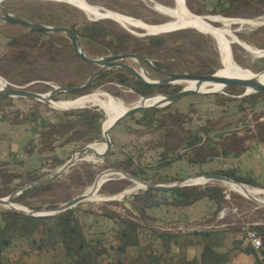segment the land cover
I'll return each mask as SVG.
<instances>
[{"label": "trees", "instance_id": "16d2710c", "mask_svg": "<svg viewBox=\"0 0 264 264\" xmlns=\"http://www.w3.org/2000/svg\"><path fill=\"white\" fill-rule=\"evenodd\" d=\"M193 1L186 0L192 10L200 12L194 7ZM30 5L24 8L27 10V17L33 22L47 17L53 18L54 12H47L44 7H41L40 2ZM219 5L221 6V1H217V6ZM222 5L216 6L211 12H219L226 16H251L264 13V0H224ZM71 27L81 37L104 43L114 53L123 51L145 53L155 60L157 67L163 70L212 73L221 67L220 57L209 38L194 28H179L140 37L119 28L111 18L86 21L81 29H77L72 23ZM7 37L8 40L0 49V53L5 54L3 56H10V59L17 63L28 61V47L53 52L58 45V40L51 32L26 31L23 34H11ZM31 79L26 77L24 80ZM103 80H116L131 88L139 96L156 92L171 94L182 88L180 83L145 84L126 70L114 68L99 74L87 88L72 94L77 96L86 94ZM80 83L82 82H59L62 87H72ZM31 88L28 89L35 92L43 91V89ZM225 92L227 94H190L183 98L215 96L217 99L223 98L226 102H231L233 101L231 95H240L243 90L228 89ZM0 99H6V97L0 96ZM263 100L264 92L242 96L236 102L237 109L234 112L241 114L247 110H253V106ZM177 101L163 107H153L138 112L123 120L121 128L135 137L133 144L127 150L110 148L103 159V168H117L150 183L167 184L183 179V176L171 174V167L177 161L185 159L190 164L200 165L206 161L207 155L211 157L219 152L222 155L237 156L245 150L243 137L237 132L220 131L217 137L211 136L209 132L213 128L207 123H189L190 126L185 130V134L181 135L179 130L183 129L186 118L193 119L176 107ZM52 112L53 118L34 114L23 118V122L31 131L24 153L27 154L26 157L35 155L38 165H27L11 154V159L16 165L0 170V184L4 188L0 196L8 195L24 183L39 179V173L44 164L42 161L48 157L44 153L51 154L57 147L79 150L91 142L102 139L101 125L106 115L101 109L84 107L65 111L52 110ZM192 112L197 113L199 118H207L206 111H201L195 105L192 107ZM199 118L197 121L200 120ZM256 127L261 135L260 140L264 142V126L257 124ZM38 136H40L39 141ZM181 148L185 150L183 153H179ZM55 160H58V165L65 161V159ZM204 173L224 175L238 183L264 187V184L259 185L251 174L250 176L239 174L238 170L227 171L218 168ZM51 186L52 184L48 183L26 189L15 196L12 202L25 205L32 210H39L41 206L31 204L30 199L40 196ZM120 190L122 188L117 187L112 190V193ZM224 195L223 187L207 183L204 186H177L164 190L149 188L139 193L128 194L124 196V199L133 210L146 213L149 208L161 205L187 206L204 197L209 200L208 208L214 216L225 201ZM55 206L50 204L48 208ZM88 206V208H82L77 205L51 216H30L10 208H0V264H21L24 256L29 258L32 255L43 260L40 264H127L125 259L129 260L128 264H209V255L216 256V264H221L225 261L227 253L232 250L229 249L226 254H222L207 247L202 250L200 258H187L180 253L179 256L173 257L169 243L179 232L176 234L168 232L170 231L168 227L164 228L166 232H163L164 230L155 228L154 225L121 217L114 210L108 209L102 212L94 210L90 204ZM156 222L161 224L163 221ZM229 227L205 229V232L234 229ZM252 228L258 232L262 241L258 254L247 243L245 247L242 245L244 235L237 249L244 248L252 253L255 257L253 264H264V225H253ZM198 232H203V229L190 233ZM24 243L27 244L28 250L20 248L18 257L15 258L17 254H13L16 253L14 248ZM34 264L38 263L34 262Z\"/></svg>", "mask_w": 264, "mask_h": 264}, {"label": "rangeland", "instance_id": "374dc122", "mask_svg": "<svg viewBox=\"0 0 264 264\" xmlns=\"http://www.w3.org/2000/svg\"><path fill=\"white\" fill-rule=\"evenodd\" d=\"M83 1L93 6L100 5L117 15L140 19L149 24H155L168 18V16L160 13L153 7L154 2H159L167 5L173 4V0ZM217 1H221V6H223L222 3L224 0H194V7L198 8L200 12H195L194 10H192L188 6L187 2L186 5L197 14L219 15L212 18H223L228 21L212 22L213 25H227L233 30V32L239 39L244 40L257 48H264V24H245L252 18L264 16V13L251 16H226L219 12L212 13L211 10H213L217 6ZM2 2L6 6L20 13L25 19L30 21L32 20L27 17V10L24 8V6H31L30 4L36 2H40L41 7H44L47 12H54V15H52L53 18L50 19L47 17L46 19H40L38 22L49 23L52 21H60L70 26L72 23V25L76 26L77 29H81L82 27H84L86 21L97 20L91 19L85 11L74 6L66 0H3ZM221 6L219 5L217 7ZM2 15L3 12L0 11V17H2ZM115 22L119 28L126 29L130 32L133 31L137 33H134L135 35H138L140 37L149 34L143 29L138 28L134 31L129 28L123 27L117 21ZM26 31L29 30L16 22L0 20V49H2V47L8 40L7 35L23 34ZM167 31L168 30L163 32ZM51 33L54 34V37L58 40V45L55 46V50L53 52H44L41 49L37 50V48L32 49V47H28V61L25 63H17L16 61H13L12 58L10 59V56H3L5 54L0 53V78L2 79V81L7 85H21V87H24L26 89L33 87L31 89H43V91L41 92H46L52 89V85H60L59 82L61 81L68 83L83 82L87 78V76L98 67L95 64H89L86 62L83 63L78 57L74 55V53L68 46V39L63 31L58 30ZM203 33L211 41L221 61L220 50L218 48V45L216 44L217 42L209 33ZM79 36L84 51L89 56H99L112 52L104 43L90 41L84 37H81V35ZM231 50L234 60L240 66H245L244 68L248 73L253 74V68H260L264 66V56L258 57L236 41L232 42ZM123 60L138 67L136 61L131 57L124 58ZM143 66L146 69H149L147 65L144 64ZM220 66L221 67L217 69L216 74L228 73L224 62L223 64L221 63ZM148 72L154 78L160 77L159 74L152 72L150 69L148 70ZM26 77L32 79L26 81L24 80ZM180 84L183 87L184 83L182 82ZM96 91H103L110 96L119 98L126 105H130L133 101H136L138 98H140L139 95H137L131 88L126 87V85H122L116 80H103V82L98 83L96 87H94L90 92L82 95L93 94ZM221 94L227 93L224 91V93ZM82 95L77 96L72 93L68 95L66 93H60L55 95V98L53 97L52 100L55 101L54 103L64 105L76 101L73 99ZM240 97H242L241 94L231 95V98L233 99V101L231 102H226V100L223 98L217 99V97L215 96L209 98L187 96L186 98L182 97L180 100L178 99L177 103L175 104L176 107L183 113L187 114L189 117L191 116L193 119L188 120V118H186V122L183 123V129L179 130L181 135L185 134V130L190 126L189 123H207L210 127L213 128V130L209 132L211 136L217 137L220 131L227 132L229 130H232L237 132L240 136L243 137V146L245 150L237 156L222 155L217 151L218 153L214 156L211 155L210 157L209 155H207V162L205 161L200 165L190 164L185 159L179 162L177 161L171 167L172 175L175 174L183 176L182 180H184L194 175H201L204 174V172L223 168L227 171L238 170L239 174H247L248 176H250L248 173H245L243 169L252 168L253 173L257 177V180H259V182L263 181L262 177H264V157L262 153L263 149L260 150L261 148L259 147H261V144H264V142L260 140L261 135L259 134L256 125L261 124L262 126H264V100L253 106V110H247L245 113L242 112L241 114H236L234 112L237 109L236 102H238V99ZM223 101L225 103H223ZM113 103L114 102L112 101H105L99 103V105H113ZM99 105L86 103L82 105V107L77 106L71 109H81L84 107H97L101 109ZM193 105L201 109V111H206L207 118H199L197 113L194 114L192 112ZM117 107H119V105ZM102 108L104 111L102 109L101 110L106 115V118L102 123V132L108 130L107 135L112 143L111 148L113 150H127L128 147L133 144L135 137L127 134L125 130L121 128V124L123 123V121L118 125V127L110 128V124L116 117H118V114L110 111L107 108ZM52 110L65 111V109L52 107L44 102L27 98L6 97V99H0V170L8 166L15 167L16 164L11 159V154H13L14 157H18L20 160H23V162H25V164L27 165H38V160L35 155L26 157L27 154L24 153V148H27L25 144H27V141L31 136V131L28 130V126L23 122V118L30 114H34L36 116L43 115L44 117L53 118ZM182 115L184 116V114ZM197 118H199L200 120L197 121ZM39 140L40 136H38V141ZM104 143L105 139L102 136L101 140L89 143L92 144L93 150L85 151L81 154H78L77 151L73 152L72 154V151L77 149H68L67 147H57L51 154L44 153L46 156L48 155V157L47 159L45 158L42 161L44 162V164L39 173L40 178L37 179L41 181H39L37 185H33L28 188L43 185L46 181V176L55 172L62 165H58V160L55 159H65V161H67L72 155V165L66 171H64L57 180L55 179L56 181L54 180L51 182L52 186L49 190L44 191L40 194V196H36L30 199L31 204L41 206L39 210H32L25 205L16 202L13 203L26 207L27 209L32 211H50L51 209H53L48 208L50 204H55V207H57L84 193L87 188H89L94 183L95 178L103 171H106L108 169H116L127 173L126 171L117 168H103V159L109 150V148L105 149ZM184 151V148H181L179 153H183ZM102 153L104 155L103 157H100ZM82 156L85 158V160L80 159ZM259 171L260 174H262V177H260V174H258ZM107 177H109L110 179L101 184L100 187H96L97 196L106 199H85L78 202L73 207L80 205L82 208H88V204H90L94 208V210L103 212L111 209L121 217L131 218L138 223L141 222L154 225L155 228L164 230L163 232H166V229H164L166 227H168L170 230L168 232H179L177 235L173 236L172 240L169 243L171 253L174 252L175 246L181 248V254L183 255L189 254L194 248L204 250L208 247L221 251L220 249H225V246L223 245L225 235H230L231 237H234L236 241H238L239 239L243 238V227L247 224H250L251 227L253 225H264V205L247 198L241 193L230 190L225 184H223V182H220L218 180H211L205 183L219 185L225 190V201L221 204L220 210L214 216H212L210 212L211 209L208 208L210 202L207 198L204 197L187 206L174 207L161 205L159 207L149 208L146 213H140V211L136 209L133 210L130 207L128 201L124 199V196L131 193H139L144 189L141 187L137 188L136 184L133 181L129 180L128 178H120L118 174H111ZM21 183H24V181H21ZM205 184H198V186H204ZM245 185L257 190H262L263 193H258L254 196L264 200L263 186H252L248 184ZM259 185L263 184L259 183ZM117 187H121L122 190L116 193H112V190ZM130 189H133V192L121 195L124 191ZM3 190L4 188L1 187L0 184V193ZM0 208L8 207L0 205ZM204 215L205 217L202 218V216ZM156 221L163 222L159 224ZM228 226L234 229H226L210 233H207L205 231L190 233L199 231L200 229H221L227 228ZM181 231L185 233H180ZM20 248L28 250L27 244H19V246L14 248L16 253L13 254H17L15 255V258L18 257ZM7 252L11 253V251ZM208 258L209 264L217 263L216 256L209 255ZM34 262L40 264L43 262V260H39L35 255H32L29 258L24 256L21 260V264H34ZM125 263L128 264L129 260L125 259ZM221 264H224V262H221Z\"/></svg>", "mask_w": 264, "mask_h": 264}, {"label": "water", "instance_id": "95a60500", "mask_svg": "<svg viewBox=\"0 0 264 264\" xmlns=\"http://www.w3.org/2000/svg\"><path fill=\"white\" fill-rule=\"evenodd\" d=\"M3 0H0V11L7 13L9 16L3 19L4 21H13L16 22L22 26H24L27 30L33 31V32H54V31H63L65 35L67 36L68 39V46L74 53L76 57H78L81 61L89 63V64H95L98 67L92 71L87 78L80 84L77 85H72V87H62V85H52V89L46 91V92H35L29 89H26L24 87H21V85H16V84H9L7 85L5 82L0 81V96L3 97H15V98H27V99H32V100H37L44 102L48 104L49 106L55 107L52 105V98L53 96L60 94V93H72L76 91L83 90L88 87V85L92 82V80L98 76L99 74L105 72L108 69H114V68H121L129 72L131 75H133L137 80L149 84V85H158V84H173V83H182L183 81H188L192 80L196 82V87H201L202 84L207 85V87H212V84H219V89L214 90V91H199L197 88L195 89H188L185 88L184 85L183 87L174 93L171 94H165V93H153L150 95H145V96H139V97H148L152 96L154 94L161 95L163 96V100L160 104H154L150 106H142L138 105L137 107L134 108H129L125 112H123L121 115L116 117L113 122L110 124V128L113 127H118V125L125 120L126 118L130 117L133 114H136L138 112L153 108V107H163L166 106L186 95L190 94H216V93H224L225 90L228 89H242L243 92L241 96L249 95L250 93H256V92H264V83L259 80V75L264 71V66L260 68H251L254 70V73L251 77L248 78H225V77H220L216 74L215 70L212 73H193V72H188V71H169V70H163L160 69L159 67L156 66L155 60L152 57H149L145 53H136L132 51H125V52H110L107 54L99 55V56H89L85 51L82 46L80 36L79 34L68 24L60 22V21H52L49 23H42V22H32L30 20L25 19L20 13L17 11L11 9L10 7L6 6L2 2ZM183 6L186 9L187 13L193 16H202L201 18L203 21L207 24H210L213 26V21L206 19V16L208 15H213V14H197L193 12L187 5L186 1L183 0ZM103 18V17H99ZM95 18V19H99ZM195 28V27H193ZM197 29V28H196ZM132 33H135L131 31ZM137 34V33H135ZM149 34H154V33H149ZM156 34V33H155ZM214 40L217 42V39L215 36L211 35ZM219 47V46H218ZM230 55L233 57L232 53ZM260 57V55H257ZM131 57L133 58L138 67L134 66L133 64H130L126 61H124V58ZM147 65L149 69L152 72H155L160 75L158 80H145L143 78V74H149L148 70L146 69L143 65ZM245 67V66H244ZM249 68V67H248ZM149 76H152L149 74ZM85 96V95H82ZM79 96V97H82ZM77 97V98H79ZM75 98V99H77ZM74 100V99H73ZM82 107V106H81ZM100 107V106H99ZM57 108V107H56ZM74 107H61V109H71ZM101 108V107H100ZM103 110V108H101ZM104 111V110H103ZM101 134L104 136V133L102 132V125H101ZM106 143L108 147L111 148V140L109 138L106 139ZM90 144L86 145L85 147L79 149V150H73V152L78 151V152H84L86 149H88ZM109 148V150H110ZM106 153V155L109 153ZM104 156V158L106 157ZM81 160H85V158L82 156L80 158ZM73 159L72 155L71 157L65 161L55 172L52 174L46 176V181L44 182L43 185H46L48 183H51L55 179H57L64 171H66L71 165H72ZM107 173H113L117 174L120 176V178H128L129 180L133 181L134 183L138 184V182L141 183V185H136L137 188H143L144 190L146 189H156V190H164V189H171L177 186H188V185H198L197 183L190 182V180L193 177L199 176V175H194L191 176L187 179L180 180L177 182L173 183H168V184H154L147 182L145 180H142L140 178H137L131 174L116 170V169H108L106 171ZM201 175H205V177L213 178V180H216V178H221V179H227L232 181L235 185H243L246 186L245 183H238L235 182L234 180L224 176V175H218L214 173H204ZM200 175V176H201ZM109 177H106L103 181L102 184L109 180ZM36 181L30 182L23 184L19 188L15 189L8 195L4 197H0V205L3 203H12V199L22 193L24 190L29 189L32 184H34ZM211 181V180H209ZM208 181V182H209ZM133 192V189L124 191L121 195L127 194ZM83 193L78 195L77 197L73 198L72 200H69L65 203H63L60 206L54 207L50 211H32L27 209L26 211L16 209V208H10L14 211L30 215V216H51L55 215L59 212L66 211L68 209H71L75 204L78 202L84 200Z\"/></svg>", "mask_w": 264, "mask_h": 264}, {"label": "bare ground", "instance_id": "6f19581e", "mask_svg": "<svg viewBox=\"0 0 264 264\" xmlns=\"http://www.w3.org/2000/svg\"><path fill=\"white\" fill-rule=\"evenodd\" d=\"M66 1H68L69 3L73 4L74 6H76L78 8H80L81 10L85 11L90 16L91 19H95V18H99V17L111 18V19H114L115 21H117L123 27L129 28V29L134 30V31H135V29L140 28V29H143L147 33H154V34L156 33L157 34V33H161V32L164 33L163 31H166V30L171 31V29L175 30V29H179V28H186V27L193 28V27H195L194 29L197 28V30L207 32L210 35H213L216 37V39H217L216 44L219 46L218 48L220 50V55H221V63L222 64H223V62L225 63L226 69L228 71V73L217 74L220 77L248 78V77H251L253 75L252 73H248L247 70L244 67L240 66L234 60V58L230 55V53H232L231 52L232 51L231 50V44L234 41L238 42L240 45H242L244 48H246L248 51H251L255 55L264 56V48H257L255 46L249 44L248 42L239 39L229 26H227V25H222V26L213 25L212 26L210 24L205 23L203 21V19L201 18L202 16H199V15L193 16V15L188 14L186 9L183 6V0H173V4H171V5H167V4H163V3H159V2H154L153 7L157 11H159L160 13L168 16L167 19L159 21L158 23H155V24L154 23L153 24L145 23L143 20H140V19H134V18L126 17V16H120V15H117V14L103 8L100 5H94V6L89 5V4L85 3L83 0H66ZM8 16L9 15L7 13L3 12V15H2V17H0V20H3ZM215 16H219V15H208V16H206V19H209L213 22H226V21H228V20H225L223 18H212ZM245 24H248V25L264 24V16H261L258 18H252L249 21H247ZM245 24H244V26H245ZM143 78L145 80H158L159 79V78H154L152 76H149V74L148 75L143 74ZM0 80L2 81L1 78H0ZM259 80L264 83V71H262V73L259 75ZM183 83H184L185 88H188V89L197 88L199 91L210 92V91L218 90L220 88L219 84H212V87H210V88L204 84H202L201 87H196V82L192 81V80L183 81ZM74 100H76V101H73V102H70V103L64 104V105L54 103L55 101L52 100L53 101L52 105L54 103V105H56L55 107H57V108H61V107H74L75 108L77 106L80 107L86 103H93V104L99 105V103H102L105 101H112V102H114L113 105L100 104L99 106L107 108L110 111L117 113L119 116L123 112L128 110L129 108H134V107H137L138 105L150 106V105H154V104H160L163 100V96L154 94L152 96H148V97H144V98L140 97L136 101H133L130 105H126L119 98H115L113 96H110V95L104 93L103 91H96L93 94L85 95V96L79 97V98L74 99ZM117 104L119 105L120 108L117 107L118 106ZM107 131L108 130H105L103 132L104 133L103 137L105 139V143H104L105 149L110 148V147H108V145L106 143V139L108 138ZM91 150H93L92 144H90L88 149H86L85 151H91ZM77 153L81 154L82 152L77 151ZM103 155L104 154L102 153L100 157H103ZM111 174H113V173L101 172L95 178L94 183L89 188H87V190L83 193L84 198L86 200H103V199H106V198L98 197L96 194V190L98 187L101 186L102 181L107 176H109ZM209 180H213V178L205 177V175L204 176L199 175V176L191 178L188 181L201 185V184H205ZM216 180L223 182V184H225L230 190L241 193V194L245 195L247 198L264 205L263 199H260V198H257L254 196L255 194L263 193L262 190H260V189L257 190V189L247 187V186H243V185H235L232 181L227 180V179L216 178ZM39 181H41V180H38L37 182H35L31 186L37 185L39 183ZM136 185H141V183L138 182V184H136ZM111 198H109V199H111ZM2 205L5 207H8V208H16V209H20L23 211L27 210L26 207L20 206L16 203H13V202L12 203H6L5 202Z\"/></svg>", "mask_w": 264, "mask_h": 264}, {"label": "crops", "instance_id": "0c3cea01", "mask_svg": "<svg viewBox=\"0 0 264 264\" xmlns=\"http://www.w3.org/2000/svg\"><path fill=\"white\" fill-rule=\"evenodd\" d=\"M261 148L260 150H262L263 152V157H264V144H261ZM245 171V173L251 174L252 176H254L257 180L256 175L253 173V169L252 168H244L243 169ZM242 172V171H241ZM251 172V173H249ZM258 174H260V171L258 172ZM260 177H262V174H260ZM263 181L257 180V182H259L260 184H264V177ZM202 230V229H200ZM203 231H205V229H203ZM173 234H176V231H173ZM224 248L225 249H220L222 252V254H226V251L229 249H232L230 252L227 253L226 255V259L224 261V264H253L254 262V255L252 253H249L247 250H245L244 248L242 250L237 249V246L239 244V242H241L242 239H239L238 241H236V239L234 237H231L230 235H225L224 236ZM237 242V243H236ZM246 240H243L242 245L245 247L246 246ZM215 250V249H214ZM202 250L199 248H194L189 254H185V256L187 258H192V257H196V258H200V254H201ZM181 254V248L178 246L174 247V252H173V257H176L178 254ZM179 256V255H178ZM176 259V258H174Z\"/></svg>", "mask_w": 264, "mask_h": 264}, {"label": "built area", "instance_id": "2783aa9c", "mask_svg": "<svg viewBox=\"0 0 264 264\" xmlns=\"http://www.w3.org/2000/svg\"><path fill=\"white\" fill-rule=\"evenodd\" d=\"M243 231L247 244L258 254V250L262 245L261 237L258 232L252 228L250 224L244 226Z\"/></svg>", "mask_w": 264, "mask_h": 264}]
</instances>
